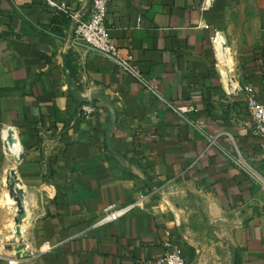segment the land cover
Returning a JSON list of instances; mask_svg holds the SVG:
<instances>
[{
  "label": "crops",
  "instance_id": "crops-1",
  "mask_svg": "<svg viewBox=\"0 0 264 264\" xmlns=\"http://www.w3.org/2000/svg\"><path fill=\"white\" fill-rule=\"evenodd\" d=\"M52 1L64 9L0 0V264H155L167 231L187 264H264V141L245 91L264 104V0H108L116 45L202 130L108 58L68 47L90 0ZM13 167L27 199V257L16 255L17 207L3 190ZM142 195L145 209L93 227L109 205Z\"/></svg>",
  "mask_w": 264,
  "mask_h": 264
},
{
  "label": "built area",
  "instance_id": "built-area-1",
  "mask_svg": "<svg viewBox=\"0 0 264 264\" xmlns=\"http://www.w3.org/2000/svg\"><path fill=\"white\" fill-rule=\"evenodd\" d=\"M47 1L52 6L64 9L52 0ZM107 13L108 0H93L89 14L78 22L73 42H76L83 47L85 55L97 53L111 60L120 69L132 75L144 88L165 103L166 106L185 118L193 127L202 130V122H194L186 116L190 110L189 107L179 106L166 99L158 89V81L155 79H149L144 73L137 69L132 63L133 58L130 53L124 52L116 45L111 36V29L107 21ZM218 38L219 36L216 35L214 41L218 45L219 50L221 47V41ZM230 85L231 92L234 93L235 89L233 82H230ZM245 91L247 93V109L251 116L249 124L251 125L252 132L255 135L260 136L264 141V104L257 99L255 92L250 86H246ZM95 109L96 105L92 102L82 103L80 106V111L86 118L89 117ZM207 139L210 145L216 144V137L208 136ZM228 157L236 165L241 167L251 176L255 177V172L241 155H228ZM146 200H148V196L142 195L136 201L126 205H109L96 218L93 227H100L116 222L135 209H145ZM163 246L165 251L160 258L156 259L155 264H187V259L184 257L181 247L174 243L170 231H167L166 233ZM10 264H16V262L10 261Z\"/></svg>",
  "mask_w": 264,
  "mask_h": 264
},
{
  "label": "water",
  "instance_id": "water-1",
  "mask_svg": "<svg viewBox=\"0 0 264 264\" xmlns=\"http://www.w3.org/2000/svg\"><path fill=\"white\" fill-rule=\"evenodd\" d=\"M93 0L89 1L88 7L85 9L84 13L81 14V17L78 18V21H75L68 40V47L73 42V39L75 37V32H76V27L78 25V22L80 19L84 18L86 16V11L88 10L89 6H91ZM219 40L221 41V47L219 49L220 55L222 59H225L227 57V52L225 50V44L223 43V40L221 38V35L219 34ZM65 67H66V72L67 76L71 85V90L73 94L77 92L72 75L70 72L69 68V60H68V53L65 55ZM78 100H82L81 97L75 95ZM14 132L9 131L8 133V138H7V148L8 151L12 154L13 158L15 159L16 162H20L23 159V152L20 150L18 153L13 152L12 149L19 144L18 140L13 137ZM20 145V144H19ZM6 187L10 192V196L14 199L16 206H17V212L16 216L14 218V235L17 238L18 244L15 246V252L17 257H27L29 255V252L26 251L25 244L23 242V227L24 223L28 217V209H27V199L25 195V189L23 188V183L19 177L18 171L15 167L11 168L8 172V177L6 180ZM153 188V187H152Z\"/></svg>",
  "mask_w": 264,
  "mask_h": 264
},
{
  "label": "rangeland",
  "instance_id": "rangeland-1",
  "mask_svg": "<svg viewBox=\"0 0 264 264\" xmlns=\"http://www.w3.org/2000/svg\"><path fill=\"white\" fill-rule=\"evenodd\" d=\"M6 188L4 187V192L6 193L7 191H9V190H5ZM168 192H170V190L168 191ZM3 195V194H2ZM167 195H170V194H167ZM0 203L1 204H3V196L2 197H0ZM182 206H183V208H184V210L186 211V210H195V205H194V202H193V200H186V201H184L183 202V204H182Z\"/></svg>",
  "mask_w": 264,
  "mask_h": 264
},
{
  "label": "bare ground",
  "instance_id": "bare-ground-1",
  "mask_svg": "<svg viewBox=\"0 0 264 264\" xmlns=\"http://www.w3.org/2000/svg\"><path fill=\"white\" fill-rule=\"evenodd\" d=\"M221 57V56H220ZM227 58V57H226ZM227 61V60H226ZM226 74V73H225ZM231 82V81H230ZM229 82V83H230ZM18 148H19V144L17 145V146H15L13 149H12V151L13 152H16V153H18L21 149H19L18 150ZM7 179V178H6ZM6 198H7V200H8V202L9 203H11V204H14L15 206H16V203H15V201H14V199L10 196V192L9 191H7V193H6ZM17 207V206H16Z\"/></svg>",
  "mask_w": 264,
  "mask_h": 264
}]
</instances>
